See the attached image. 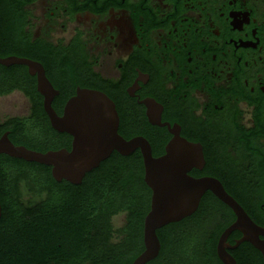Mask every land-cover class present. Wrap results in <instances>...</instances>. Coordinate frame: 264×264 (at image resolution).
<instances>
[{
	"label": "flooded vegetation",
	"instance_id": "1",
	"mask_svg": "<svg viewBox=\"0 0 264 264\" xmlns=\"http://www.w3.org/2000/svg\"><path fill=\"white\" fill-rule=\"evenodd\" d=\"M8 1L19 9L18 47L3 45L0 24V58L15 55L41 63L58 91L51 102L58 115L78 87L102 91L115 105L117 131L124 139H145L155 158L165 155L176 138L199 146L203 159L187 174L218 180L264 229V0ZM13 69L16 79L34 82L36 90V76L27 66ZM14 91L26 99L28 111L0 123L33 113L28 96L19 89L10 93ZM37 94L45 117L34 119L36 128L51 127ZM6 131L13 142L9 128L0 136ZM55 132L58 149H70L72 136ZM114 152L140 157V178L149 191L139 254L151 189L144 180L140 148L129 155L113 151L107 159ZM118 215L123 219L116 227ZM114 217L118 231L113 241L123 243L127 213ZM236 218L231 207L206 190L192 215L156 230L158 255L162 229L169 247L182 250V261L167 264H223L217 244ZM243 236L239 229L230 231L226 251L237 264H264V254ZM257 238L262 241L264 235Z\"/></svg>",
	"mask_w": 264,
	"mask_h": 264
},
{
	"label": "trees",
	"instance_id": "2",
	"mask_svg": "<svg viewBox=\"0 0 264 264\" xmlns=\"http://www.w3.org/2000/svg\"><path fill=\"white\" fill-rule=\"evenodd\" d=\"M18 10L11 1L0 0V24L6 40L3 45L12 49L18 47ZM17 67L21 65L0 66V94L21 90L31 100L33 113L0 123V133L9 128L14 144L30 149H58L52 134L55 130L42 125L36 128L34 119L45 114L34 82L26 80L24 84L16 79L18 71L13 68ZM140 175L139 156L127 158L114 152L86 173L81 184L73 185L66 180L55 181L49 166L0 154V264L131 262L141 249V218L148 209L149 191ZM25 195L31 197L25 199ZM121 211L128 216L122 229L127 232L123 243L113 241V233L118 230L112 218ZM158 234L160 254L147 264L182 261L178 257L181 247L174 251L162 236V229Z\"/></svg>",
	"mask_w": 264,
	"mask_h": 264
},
{
	"label": "water",
	"instance_id": "3",
	"mask_svg": "<svg viewBox=\"0 0 264 264\" xmlns=\"http://www.w3.org/2000/svg\"><path fill=\"white\" fill-rule=\"evenodd\" d=\"M6 67L24 65L36 76V90L43 97V109L51 127L72 136L71 148L47 150L45 152L14 144L8 131L0 136V154L36 162L50 167L52 178L66 180L79 185L85 174L99 166L113 151L129 155L140 148L144 165V180L151 189L150 209L144 217V249L126 264H146L157 257L160 241L156 230L172 222L192 215L201 196L211 190L236 214L235 222L221 234L217 244V256L223 264H237L226 251L225 239L230 231L239 229L242 240L250 241L264 254V240L257 235L264 229L257 227L242 207L226 193L221 183L213 178H194L187 174L202 161L199 146L176 138L166 146V154L153 157L148 142L141 137L124 139L117 131L119 118L113 101L102 91L90 88L76 89L64 104L61 115L53 109L51 102L58 91L45 75L41 63L15 55L0 58ZM1 217V205H0Z\"/></svg>",
	"mask_w": 264,
	"mask_h": 264
},
{
	"label": "rangeland",
	"instance_id": "4",
	"mask_svg": "<svg viewBox=\"0 0 264 264\" xmlns=\"http://www.w3.org/2000/svg\"><path fill=\"white\" fill-rule=\"evenodd\" d=\"M27 101L21 93L14 91L10 94L0 96V121L11 116H22L27 113ZM25 199L30 195H25ZM34 199V198H32ZM123 216L114 217L113 222L117 227L122 223Z\"/></svg>",
	"mask_w": 264,
	"mask_h": 264
}]
</instances>
